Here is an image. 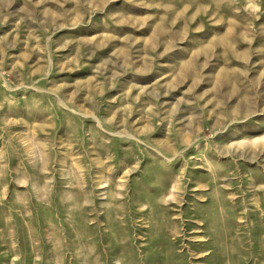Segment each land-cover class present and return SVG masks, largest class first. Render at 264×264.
<instances>
[{
    "label": "rangeland",
    "instance_id": "obj_1",
    "mask_svg": "<svg viewBox=\"0 0 264 264\" xmlns=\"http://www.w3.org/2000/svg\"><path fill=\"white\" fill-rule=\"evenodd\" d=\"M0 264H264V0H0Z\"/></svg>",
    "mask_w": 264,
    "mask_h": 264
}]
</instances>
